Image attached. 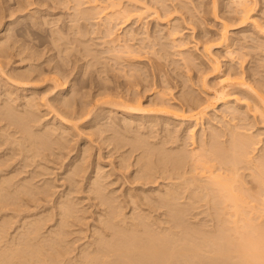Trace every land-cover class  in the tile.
I'll return each instance as SVG.
<instances>
[{"label": "rangeland", "instance_id": "374dc122", "mask_svg": "<svg viewBox=\"0 0 264 264\" xmlns=\"http://www.w3.org/2000/svg\"><path fill=\"white\" fill-rule=\"evenodd\" d=\"M88 1L90 2V0H0V44H5V49H8L10 54L6 58H0L4 67V73L0 71V106L3 103L5 105L7 98H10L9 93L15 91L13 97L17 100L10 98L11 104L16 100L17 104L12 105L14 109L22 105L23 95L32 96L39 103L36 125L33 124L34 121L30 125L31 128L35 125L34 131L31 129L33 133L42 135L44 130L51 128L49 126L55 124L56 127L59 123L57 124L59 130L56 127L58 133L56 132L57 134L52 138L54 141H51V148L44 151L43 156L37 157L36 163L31 162V167H25L23 155L16 156L10 150V153L6 151L10 155L12 153V157L10 156L12 161H9L11 163L8 169L18 172L17 175L21 172V176H17L16 181L32 182L33 189L37 193H40L37 186L48 185L47 188L51 187V190L46 189L52 192L49 193V196L52 194L51 197L42 200L45 195L43 187L46 186H43V189L39 187L44 192L40 194L41 197L38 196L41 198V203L36 200L33 203L32 197L27 196V203L21 202L18 211H13L14 206H11L13 209L8 208V211L2 210L3 213L0 211V220L4 215L12 218L10 220L13 221L9 223V227L12 228L8 234L11 236L15 234L16 229L18 230L17 227L22 225L20 222L23 217L38 213L45 217L48 214L50 216L52 212L54 221H50L51 223L44 229L46 232L56 221L57 210L52 209L55 203L71 202L69 204L72 205L74 213L68 237L72 250L68 258L73 261L80 258L82 250L94 244L99 236L106 231L107 234L109 233L106 225L111 220L110 212L115 207L116 210L123 211L127 219L129 218L125 222L127 224L132 222L130 219L144 215L151 218L150 222H155H152V226L154 225L157 231L174 225L171 219H168V210L160 207L155 201L158 192L164 189L165 184L172 181L162 179L160 173L158 180L135 181L130 177L135 175L137 166L134 164L139 155L145 151V147L141 146L139 149L138 143L134 144L141 139L132 142L133 147L129 142L132 138L141 135L142 139L147 138L144 141H148L147 144L152 145L150 147L160 145L170 150L182 146L189 151L200 146L202 132L208 134L206 138L208 141L212 139V133L215 135L222 132L219 139L223 141L228 139L230 132L228 133L227 129L238 125L240 132L257 135V142L260 140L258 150L256 149L254 154L259 156L264 152V116L256 109V105L259 104L258 95L255 94L259 93L264 97V0H248L252 5L251 8H254L251 13L252 19L246 25L240 24L237 19L234 20L238 16L235 10L236 0H165L160 3L156 0H134L136 2L132 0L133 3L130 0H121L125 7L132 6V10L133 7L140 9V5L146 4L151 9L140 21L126 22L125 17L124 19L119 17L120 20L115 21L116 27L113 28L115 34L112 38L107 36L109 29L104 24L108 11L96 12L99 6L95 9L92 7L94 4L91 5ZM102 1L99 2L100 8L104 7ZM85 3L89 6L87 7ZM138 3L140 4L137 5ZM215 8L220 20H217L213 14ZM89 9L94 10H92V18L86 19L82 15ZM223 20L233 27V30H229V39L225 43L221 40ZM175 29L179 33L173 36L171 34ZM128 32L133 33L136 40L134 38L131 40L132 34ZM125 44L131 46L134 54L129 55L132 51L127 53V49L130 48L129 46L126 48ZM210 46V50L206 51L205 48ZM115 49H119L118 53L121 52L119 59L115 56L117 53ZM130 59L134 60L129 62ZM215 64L220 66L218 73L213 69ZM59 66L62 70L59 69L57 75L68 77L63 79L67 80V89L63 92H58L55 83L53 84L51 80L54 75L57 76L54 73ZM137 71H141L140 75L136 74ZM20 75L29 78L26 80L25 76L21 77L28 83L26 86L21 85L24 88L11 84L10 79H17ZM132 75L137 77H131ZM231 76L242 77L257 92L230 88L235 94L230 97L228 105L218 103L213 109L209 108L207 115L198 125L196 122L180 121L172 115V113L182 114L183 110L188 111L197 104L208 106L209 103H214V93L219 83L223 79L228 80ZM21 78L19 77L17 81H21ZM102 86H114L124 91L128 94V98L134 100L133 106L137 107L139 105L137 100H140L144 110H137L138 113L131 114L120 109L118 105H109L110 102L106 104L107 100L103 99L106 97L100 96ZM104 94L108 95L109 92ZM66 97L73 104L74 112L85 113L83 112L82 118L79 116L80 121L77 119L76 128L71 127L72 131L60 133L62 129L66 131L61 127L59 119V114L60 117L64 114L62 112L64 106L61 102ZM164 99L170 105L168 107L165 104L171 109V115L161 112L158 114L159 109H164L160 104L165 101ZM98 100H103L105 103ZM232 107L239 111L236 113L230 111ZM57 110L63 114H57ZM62 117H65V114ZM2 122L0 129H3L0 130V135H3V138L0 136V140L7 142L9 136L4 132L12 133L13 129L4 131L6 121ZM40 127L46 128L41 130ZM119 134L124 135L126 140ZM57 135L63 137L62 145L66 142L63 146L55 141L54 137ZM9 138L12 142L13 139ZM113 138L117 140L115 143ZM116 142L121 145L120 148L117 147L119 144L117 145ZM8 143L11 145L10 141ZM6 144L1 147L2 153L9 146ZM124 157L130 165H125L126 167L121 169L120 163ZM154 159L156 160V156L153 157ZM74 168L82 170L81 174L79 173L81 176L74 175L76 174V171L73 173ZM244 172L249 173V171ZM37 173L39 176L42 174L40 178ZM247 180L250 181L251 178L248 177ZM95 182L105 187L102 189L112 201L104 204V201L98 198L95 190L99 186L94 185ZM147 196L148 199H145ZM50 210L52 211L48 213ZM213 218L209 206L202 204V206L197 205L196 208L189 207L184 222L185 226L192 228L196 226L210 229L215 223ZM169 220L171 224L168 223ZM115 222L121 227L124 223L118 219ZM160 224L163 228L158 226L159 229L157 225ZM6 225L8 228V224ZM131 225H134L133 222Z\"/></svg>", "mask_w": 264, "mask_h": 264}, {"label": "bare ground", "instance_id": "6f19581e", "mask_svg": "<svg viewBox=\"0 0 264 264\" xmlns=\"http://www.w3.org/2000/svg\"><path fill=\"white\" fill-rule=\"evenodd\" d=\"M130 1L133 3L134 0ZM164 1L165 0H156L157 3ZM99 2L100 0H90V2L88 1V3L91 5L92 3L94 4L92 7L95 9L99 6V9L97 8L95 10L96 12L102 11L101 13H104L105 11H108L107 14L105 13L106 20L104 19V24L108 26L109 31L107 36L109 38H112L115 34L113 28L114 26L116 27L114 24L116 23V20L118 22L119 17L122 19L125 17L124 20H126V22L130 20L140 21L144 18V14L148 13L147 11L151 9L150 6L145 3L146 5H140V9H134L133 7L132 10V6L125 7L122 3L123 1L121 0L102 1L104 4L102 9L100 8ZM86 4L87 3H85V5ZM139 4L140 3L137 5ZM86 6L88 7L89 4ZM251 6L252 5L248 0H236L235 10L238 13V16H236L234 20L237 19L240 24L246 25L248 21L252 19L251 13L253 12L254 7L251 8ZM92 10L93 9H89L87 11L85 10L86 12H84L82 16H85L86 19L92 18ZM95 14L98 15L99 13ZM95 14L93 15L96 16ZM213 14L217 20H220L216 8L213 10ZM101 15L104 16L103 14ZM254 23H257V21H254ZM230 26V23L223 20V33L221 34V40L224 43L229 39V30H233V27ZM172 32L173 33L171 35L173 36L179 33L176 31V29ZM131 34L132 37L130 34H128L131 37L130 39L133 40L134 38V40H136V38L133 37V33ZM113 42H115V39H113ZM4 46L5 44H0V58H6L10 55L8 53V49H5L6 46ZM128 46L129 45L127 44L126 48H128ZM130 47L131 46H129V48ZM210 48L211 46L206 47L205 49L206 51H209ZM118 50H116L117 55L115 52L114 54L119 59L121 52L118 53ZM127 50V53L132 51L131 48L130 50ZM133 52L134 51H132V53L130 52L129 55L134 54ZM120 58L122 59V57ZM131 60L134 59H130L129 62ZM1 62L2 61L0 60V71H3L2 73H4V67L2 66L3 62ZM136 66L134 67L136 68ZM59 69H61L60 66L56 70L57 72L54 74L57 75ZM213 69L217 73L220 72V66L218 64H215ZM140 73L141 71L136 72L137 75H140ZM59 75L61 74L59 73ZM24 76L26 80L29 79L26 77V75ZM24 76L20 75L19 77L21 78ZM64 76L57 75L55 77L54 75L53 79H51L53 80V84L55 83L54 85L55 88L58 89V92H63L67 89V80L63 79L68 77ZM131 77L137 76L132 75ZM25 78H21V81L11 78V84L18 86L19 88L22 87V84H24L23 86H26L28 83L25 82ZM105 86H102V90L100 89L102 91L100 96L106 97L103 98L104 100H107L105 101L106 104H109L110 102L109 105H118L120 106V109H123L126 112L128 111L131 114H136L137 110H144L141 107L142 104L140 100H137V103L139 104L137 107L133 106L132 104L134 100L128 98V94H126L124 91H120L114 86V88L112 86ZM230 88H239L241 90L244 89L245 91L247 90L253 93L257 92L256 89L253 88L251 84L247 83V81H245L242 77L231 76L228 78V80L223 79L219 83L218 88H216L214 93V103H209V105L207 104L208 106L197 104L188 111H186L187 109H182V114L172 113V115L180 121H189L191 123L196 122V125H198L199 122H201L207 115L209 108L211 109L212 107L213 109V107H215L218 103L228 105V102L231 100L230 97L235 94L230 91ZM103 90L105 92H109V94L105 95ZM11 92L9 93L10 98L13 97V93H15V91L13 93ZM255 94L258 95L257 101L259 104L258 106L256 105V109L261 113L262 116H264V97L259 93ZM111 97L114 99L111 100ZM10 98H7L8 100L5 105L3 103L2 106H0V124L3 123L2 121H6V125L4 126L5 123L3 124V126L6 127L4 131L13 129L12 133L4 132L6 136L8 135L13 139L12 142L9 137V140H7L5 134L4 138H6L7 142L5 140H0L2 142L0 143V211L4 209H7L8 211V208H12L13 206L15 207L14 209L12 208L13 211H16L21 202H24V204L27 203V196L29 198L32 197V202H35L36 200V202L40 203V197L42 196H40V194L45 192L46 196L44 195L42 200H47L45 197L48 199L51 197L52 194L49 196V193L52 192L47 191V189L51 190V187L47 188L48 185L46 186L44 184L43 186L46 187L42 186L45 189L43 190L44 192L41 190V186H39L41 187L40 189L37 186L36 188L40 192L37 193L33 189V184H31L32 182H26V180L16 181V178H18L17 176H21V172L17 175L18 172H13L8 169L11 163H9V161H12V153L10 155L6 153V151L9 152L10 150V152H13V154L15 153L16 156L23 155L24 158L22 160L25 162V167H31V162L33 164L36 163L35 159L40 157L42 154L44 155L43 152H46V150L51 148V141H54L52 138L58 133L59 130L57 127V124L59 123H57L56 127L58 130L54 124L49 126L51 128L44 130L47 132L45 133L43 131L42 135H40L41 133H33L31 129L34 128L36 125L35 122L38 119L36 115H39V103H37L35 101L36 99L32 98V96L30 97L28 95H23L22 105L20 104L23 106V108L20 106L18 108L16 107L17 109H14L12 105L17 99L13 97L16 100H14V102L12 101L13 103L11 104ZM161 100H163V98ZM236 100H239V98H236ZM8 101L10 103H8ZM101 102H103V100ZM167 102L168 101L165 100L160 103L164 109H159V111L157 110L158 114L161 112L166 115H171V109L168 108L170 105L167 104ZM61 103L62 106H64V110L66 108V111L62 109L65 117H62L64 115L62 112H58V110L56 112L57 114H63L61 117L59 114V119L62 125L60 126L66 131H63L62 129V131L59 132L68 133L67 131L70 130L71 127H77L78 124L76 121L77 119L80 121V119L83 117L84 111H82L80 114L74 112L72 108L73 104L70 102V100H68L67 97ZM165 104L168 105V107ZM249 106L251 107L252 105ZM19 108L22 110H19ZM232 108L231 110L229 108L228 109L230 111H235L234 113L239 111L238 109L236 110L235 107L233 110ZM154 112L152 111V113ZM67 116L71 118L69 119ZM79 116L81 118H79ZM32 121H34L33 124L35 125H33L31 128L30 125H32ZM2 129L0 130L2 131ZM40 129L38 130H43ZM229 129H227L228 133L230 132L228 134V139L223 141L219 139L220 134L222 133L221 131V133H215V135L212 133V139L209 141L206 139L208 134H206V132H202L200 146L197 147V149L195 148L189 151L187 148H182V146H180L181 148L178 147L175 149L174 147V149L171 148L170 150L164 148L166 147L164 145V147L160 145H153L155 147H150L152 145H148V141V144L145 142L147 138L142 139L141 135L140 137L137 135L138 138H132V141H129L133 147L134 144L137 143L139 149L141 146L145 147V151L143 150L144 152L139 155L136 164H134L137 166V169L134 171L135 175L130 176L133 178V180H158V173H160L161 176H163L161 177L162 179L172 181L171 183L165 184L164 189L158 192V196L155 198V201L160 207H165L168 210V219L170 218L171 223L174 224L171 227L157 231V228H154V225L152 226V224L155 222H150L151 218L144 215H138L136 218H132V220L130 219L134 225L132 226V222H130L128 223L129 226L126 227L125 224H128L125 222H127L129 218L127 219L123 211L120 209L116 210L115 207L111 210V220H109L106 225L107 229L109 228V233L107 234L108 231H106L103 235L99 236L96 241L94 239L95 242L91 245L94 248L92 249L91 246H88V248L83 249L80 258H78L76 261H73L72 259L70 260V258H68L70 257L68 255L72 250V247L68 241V237L70 233V226L73 224L72 217L74 209L71 207L72 205L70 206L69 203L71 202L69 201H57V203H55L52 208L57 210L55 213L56 221L54 224H51L48 227L50 230L48 229L46 232L44 229L47 227V225L54 221V215H52L51 212L52 210L48 212H51V217L49 214L43 217L40 216L39 213L29 214L26 216V218L23 217L22 222L19 221L22 223V225H18V230L16 229L15 234L12 232L13 235L11 236L8 235L10 228H12L9 227V223L13 220H10L12 218L8 217L9 215L3 216L2 214L3 219L0 220V264H75V262L76 264H264V152L259 156L254 154L256 153L255 151L258 150L257 148L260 143V140L257 142V135L254 136L253 134L250 135L249 133L244 134L243 132H240L241 129L240 131L238 130V125L232 128L229 127ZM115 133L117 134L116 131ZM60 135H57L58 138L54 137V139L55 141L57 140V142H59L57 144L62 145L64 135L63 137ZM119 136H123V138H125L122 134H119ZM59 139H61V141ZM113 139L115 143L117 140H115V138ZM116 139H119V137H116ZM129 140L131 139L129 138ZM9 141L11 145H9ZM134 141H136V143H134ZM3 144L9 146L2 153L1 147H3ZM117 147L120 148L121 145L119 144ZM135 148L138 149L137 147ZM155 156L156 160L154 159V161L153 157ZM6 157L9 158V160ZM124 158L121 160L122 163H120L121 169H124L129 164L127 162V158ZM80 168L73 169V173L76 171V174L74 175L81 176L79 175V173L82 171H80ZM244 171H249V173H245ZM41 175H38L39 178ZM248 177L251 178L250 181L247 180ZM94 185L99 186L95 192L98 198L104 201V204L112 201L111 198H109L104 193L102 188L105 189V187H102V185L98 184L97 182H95ZM146 198L148 199V196L145 197V199ZM202 204H207L209 206L211 214L214 217L213 219L215 223L213 224L212 228L203 229L196 226V228L194 226L193 228L192 226H185L184 219L187 215V211H189V207L196 208L197 205L202 206ZM3 212L4 211H2V213ZM13 219L15 218L13 217ZM117 219L122 223L124 222L122 227L115 222ZM168 223H170V220ZM168 223L167 225L170 226L171 223ZM6 224H8V228H6ZM124 226L126 228H124ZM130 226H132V228ZM158 226L163 228L161 224L157 225V227Z\"/></svg>", "mask_w": 264, "mask_h": 264}]
</instances>
